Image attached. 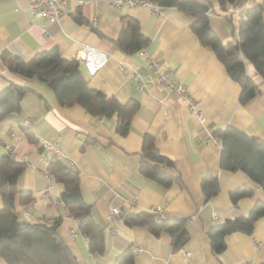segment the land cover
Masks as SVG:
<instances>
[{
  "label": "crops",
  "instance_id": "1",
  "mask_svg": "<svg viewBox=\"0 0 264 264\" xmlns=\"http://www.w3.org/2000/svg\"><path fill=\"white\" fill-rule=\"evenodd\" d=\"M209 1L210 27L224 42L237 36L240 19L250 6L262 2L264 17V0H245L235 6L234 12L229 11L230 6L222 11L217 0ZM28 2L0 0V54L7 50L27 60L38 51L55 47L62 57L75 58L80 44L85 43L107 55L94 73L79 63L89 86L121 102L135 98L138 107L128 132L121 135L116 132L115 116H94L78 104L61 106L43 83L10 71L0 59V89L15 82L39 94L29 99L20 113H11L0 121V154L3 145L8 144L15 158L26 163L16 184L29 191L32 199L18 206L21 216L40 222L60 217L57 232L79 264H112L132 245L141 247L134 255V264L264 263V214L255 221L251 233L227 234L226 248L219 255L211 250L206 234L213 224L246 215L256 202H264V191L244 172L220 168V143L212 134L214 129L231 124L264 144V80L253 64L244 59L246 73L259 91L241 104L239 84L215 54L198 42L190 28L192 19L177 7L164 6L155 13L146 6L117 7L102 0H85L79 8L88 23H78L73 19L78 6L65 0L59 22H48L31 19ZM122 15L136 17L140 30L149 38L144 48L131 54L121 51L109 38L118 35ZM91 24L104 35L94 31ZM147 57L172 71V81L185 85L199 115L186 98L159 83L157 74L147 65ZM138 81L143 88H137ZM24 118L38 144L26 137ZM144 134L153 136L158 149L173 159L182 186L173 182L162 187L139 171ZM88 136L94 140L86 142ZM42 140L56 146L60 157L78 171L83 196L104 227L102 254L89 249L86 237L58 198L62 185L43 171L46 156L38 146ZM207 176L218 178L219 189L205 200L200 181ZM242 185L252 192L233 204L230 192ZM2 203L0 196V207ZM112 206L119 212L111 217ZM152 208L162 217L188 219V239L180 249H173L168 233L155 236L145 226L128 223L123 216L125 211Z\"/></svg>",
  "mask_w": 264,
  "mask_h": 264
},
{
  "label": "trees",
  "instance_id": "2",
  "mask_svg": "<svg viewBox=\"0 0 264 264\" xmlns=\"http://www.w3.org/2000/svg\"><path fill=\"white\" fill-rule=\"evenodd\" d=\"M160 7L174 6L192 19L190 28L198 42L208 47L223 64L228 75L240 86L238 101L245 104L259 91L254 79L245 70L244 59H248L264 80V17L262 2L250 6L240 19L238 34L222 41L210 27L209 0H151ZM222 11L237 6L245 0H217ZM263 1V0H262ZM73 19L88 23L76 7ZM120 30L110 40L124 53L131 54L144 48L149 38L140 30L138 19L131 15L120 17ZM91 28L100 36L104 34L95 25ZM3 64L12 72L35 79L48 87L56 102L61 106L80 105L94 116L107 118L115 116L116 132L125 135L130 119L138 107V100L130 98L125 102L89 86L79 62L75 58L62 57L55 47L41 50L27 60L4 50L0 54ZM39 96L32 89L10 82L0 89V121L11 113H20L31 98ZM22 129L29 140L38 144L28 123ZM219 140V166L227 171L241 170L264 191V144L255 135L228 124L212 131ZM93 137H87L92 140ZM94 140V139H93ZM39 150L46 156L43 171L62 185L59 200L69 215L76 221L78 230L86 237L89 249L94 254L105 251L104 227L95 218L92 204L87 202L80 187L78 171L58 155L45 149L39 142ZM25 161L15 158L14 153L0 154V258L3 264H79L69 246L57 232L60 217L51 222L30 221L23 218L18 206L27 204L32 196L29 191L17 187V179L25 168ZM139 171L148 179L169 187L173 182L182 186V177L168 155L156 146L155 138L144 134L142 139ZM200 187L205 200L219 189L216 176L203 177ZM252 190L239 186L230 192L233 204L239 198L249 196ZM264 214V202H256L248 214L225 219L213 224L206 234L211 250L219 255L226 248V235L241 231L251 233L255 221ZM125 220L132 225L145 226L153 235L166 232L171 237L173 249H180L188 239L187 218L162 217L150 210L124 212ZM112 264H134L131 247L119 254ZM242 264H254L244 262ZM264 264V263H258Z\"/></svg>",
  "mask_w": 264,
  "mask_h": 264
},
{
  "label": "built area",
  "instance_id": "3",
  "mask_svg": "<svg viewBox=\"0 0 264 264\" xmlns=\"http://www.w3.org/2000/svg\"><path fill=\"white\" fill-rule=\"evenodd\" d=\"M65 0H29L28 2V12L31 19L41 18L45 19L48 22H59L62 16V8L61 3ZM76 6H79L85 2V0H71ZM97 1V0H95ZM107 2L112 6L117 7H132V6H146L150 8L153 12L157 13L160 11V6L151 1V0H102ZM230 12L235 11V6L229 7ZM75 59L80 63H84L86 68L90 73H94L98 68H100L106 61L107 55L105 52L99 51L92 46H89L85 43H81L78 50L75 53ZM147 65L151 68L158 77V81L161 85H163L169 92L176 93L186 98L191 105L192 111H195V101L188 95L186 87L181 82L172 81V71L166 70L163 67H160L158 63L151 57H147ZM120 70L125 71L123 66L119 67ZM136 76V73H134ZM138 89L143 88L144 84L141 81H138L136 84ZM198 115L199 113L196 112ZM29 121L27 118L23 119V123L27 124ZM42 145L45 149L51 151L53 154L61 156L60 150L46 140H42ZM3 150L5 152L12 153V149L8 144L3 145ZM151 212L155 214H159L158 211L154 208L150 209ZM119 209L116 206H112L110 208V216L118 214ZM25 217H28V212H25ZM71 234L73 231H70ZM141 247L139 245H132L131 252L133 255L140 253Z\"/></svg>",
  "mask_w": 264,
  "mask_h": 264
},
{
  "label": "water",
  "instance_id": "4",
  "mask_svg": "<svg viewBox=\"0 0 264 264\" xmlns=\"http://www.w3.org/2000/svg\"><path fill=\"white\" fill-rule=\"evenodd\" d=\"M121 214V213H120Z\"/></svg>",
  "mask_w": 264,
  "mask_h": 264
}]
</instances>
